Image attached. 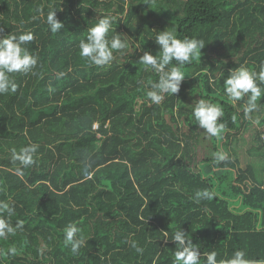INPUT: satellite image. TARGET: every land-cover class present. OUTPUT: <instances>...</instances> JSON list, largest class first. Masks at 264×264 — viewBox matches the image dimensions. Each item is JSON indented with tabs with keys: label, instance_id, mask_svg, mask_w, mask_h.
Wrapping results in <instances>:
<instances>
[{
	"label": "trees",
	"instance_id": "trees-1",
	"mask_svg": "<svg viewBox=\"0 0 264 264\" xmlns=\"http://www.w3.org/2000/svg\"><path fill=\"white\" fill-rule=\"evenodd\" d=\"M52 10L64 22L57 33ZM106 15L129 46L90 66L79 42ZM0 27V36L31 31L37 58L12 74L15 92L0 94V201L23 224L0 239V264H173L164 231L170 239L180 229L217 260L236 250L264 259V97L246 117L247 96L233 104L222 87L230 70L264 63V0H0ZM165 28L206 45L182 68L179 93L157 105L146 93L159 74L139 57L158 54ZM198 99L223 107L219 137L199 127ZM29 144L39 145L36 163L18 176L11 150ZM245 146L252 160L242 167ZM221 150L228 158L216 163ZM204 189L216 195L197 203ZM69 222L86 239L78 255L64 244Z\"/></svg>",
	"mask_w": 264,
	"mask_h": 264
},
{
	"label": "clouds",
	"instance_id": "clouds-1",
	"mask_svg": "<svg viewBox=\"0 0 264 264\" xmlns=\"http://www.w3.org/2000/svg\"><path fill=\"white\" fill-rule=\"evenodd\" d=\"M52 33H57L64 28V22L56 16V10H52L47 15L46 20ZM114 18L110 15L103 16L98 22L87 28L86 39L79 42V55L86 58L87 63L92 66H107L114 60V52H121L128 48V39L124 34H118L112 25ZM4 29L0 27V32ZM115 32L111 38L110 32ZM155 43L159 46L158 54L153 55L149 51L142 49L143 55L139 57V63L154 70L159 74L158 82H152L151 90L146 95L153 104L159 105L165 98V94H177L186 75L182 71L185 65L190 64L193 59L202 56L201 50L205 47V42L196 38L177 37L174 30L165 28L163 31H156ZM122 37H126L123 38ZM34 35L31 31L21 34L10 33L0 36V94L15 92L17 84L12 76L13 73L30 72L37 65V58L31 54L27 45L33 41ZM173 62H175L173 64ZM64 75L63 73L60 74ZM264 63L260 65L259 72L241 64L235 70H230L227 78L223 82V92L225 96L235 104L243 97L247 96L243 107L245 116H249L258 109L257 101L264 97ZM193 116L199 123V127L205 129L211 136L219 137L226 128L224 123H218V119L224 116L223 107L219 103L211 100L198 99L193 108ZM235 119V117H233ZM38 144H29L17 151L11 150L13 162H19L21 167L15 169V174L23 175L22 168H27L36 163ZM227 153L222 150L215 154V162L219 163L227 159ZM216 194L208 189L197 190L195 201L202 199L211 200ZM7 214V215H5ZM13 214V208L9 203L0 201V239L7 240L9 236H14L17 231L23 228V224L17 221L13 226L9 216ZM259 230V226H258ZM165 238L175 243L173 254V264H264V259H248L244 250H236L231 258L217 260L218 253L215 250L201 252L198 244H193L187 232L175 231L171 238H168L167 231H164ZM64 244L70 247L73 255H78L80 249L85 246L86 239L81 234V229L75 222H69L64 229ZM131 247L137 252H142L135 241L131 242ZM16 248L8 249L9 255H15Z\"/></svg>",
	"mask_w": 264,
	"mask_h": 264
},
{
	"label": "rangeland",
	"instance_id": "rangeland-1",
	"mask_svg": "<svg viewBox=\"0 0 264 264\" xmlns=\"http://www.w3.org/2000/svg\"><path fill=\"white\" fill-rule=\"evenodd\" d=\"M246 147H243L241 150H240V153H241V166L244 167L245 166V163H247L248 161H251V157L247 155V152H246Z\"/></svg>",
	"mask_w": 264,
	"mask_h": 264
},
{
	"label": "built area",
	"instance_id": "built-area-1",
	"mask_svg": "<svg viewBox=\"0 0 264 264\" xmlns=\"http://www.w3.org/2000/svg\"><path fill=\"white\" fill-rule=\"evenodd\" d=\"M92 129H93V130H96V129H97V124L94 123V124L92 125ZM261 138H262V141L264 142V134L261 135Z\"/></svg>",
	"mask_w": 264,
	"mask_h": 264
}]
</instances>
